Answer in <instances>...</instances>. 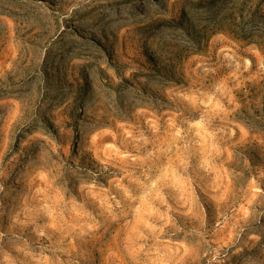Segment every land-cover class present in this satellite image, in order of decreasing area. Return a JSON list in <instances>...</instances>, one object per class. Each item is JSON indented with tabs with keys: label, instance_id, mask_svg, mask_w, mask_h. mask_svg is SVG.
<instances>
[{
	"label": "rangeland",
	"instance_id": "1",
	"mask_svg": "<svg viewBox=\"0 0 264 264\" xmlns=\"http://www.w3.org/2000/svg\"><path fill=\"white\" fill-rule=\"evenodd\" d=\"M0 264H264V0H0Z\"/></svg>",
	"mask_w": 264,
	"mask_h": 264
}]
</instances>
